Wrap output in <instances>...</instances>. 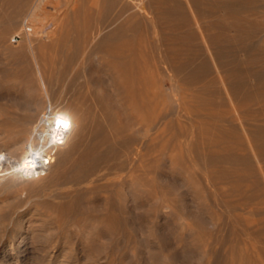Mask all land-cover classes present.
Wrapping results in <instances>:
<instances>
[{
	"label": "rangeland",
	"instance_id": "1",
	"mask_svg": "<svg viewBox=\"0 0 264 264\" xmlns=\"http://www.w3.org/2000/svg\"><path fill=\"white\" fill-rule=\"evenodd\" d=\"M17 2L0 0V156L9 155L13 142L5 137V113L27 97L36 98L32 118L48 104L60 114L79 105L83 114L79 129L71 128L54 150L44 179L26 182L0 170V264H264V140H225L213 132L220 122L208 117V19L196 24L186 12L194 34L183 45L166 40L159 0ZM24 22L32 27L29 34ZM138 23L153 44L146 48L153 58L143 120L123 78L104 58L106 48ZM16 34L20 39L13 41ZM175 46L199 55L188 64L186 56L168 58ZM175 66L185 70L175 72ZM82 150L96 158L99 188L76 200L72 220H61L41 204L55 201L51 189L65 183L63 176L55 180L63 155H74L73 162Z\"/></svg>",
	"mask_w": 264,
	"mask_h": 264
},
{
	"label": "bare ground",
	"instance_id": "2",
	"mask_svg": "<svg viewBox=\"0 0 264 264\" xmlns=\"http://www.w3.org/2000/svg\"><path fill=\"white\" fill-rule=\"evenodd\" d=\"M17 1L13 0L16 5H19L20 1ZM9 3H11V1ZM157 4L161 5L162 7L160 10H158L159 12L163 9L162 13L164 17L163 21L160 23L162 30L167 29V32H165L166 30H163L162 32H164L165 35H163L166 36L165 38L168 42H182V40L184 41L189 38L192 40V36L194 34L191 31L192 23L190 22L188 13L186 12H191L194 15V23L198 22L199 19H208V28H206V33L203 37L204 43L208 44V117L213 121L216 120L220 122V128H218L219 124L217 123L218 125H216L215 121V125L218 129L213 131L214 134L216 132L217 136L222 137V139L232 141L235 140L250 142L252 139L264 140V0H187L186 4L185 2L183 4L180 0H159V3L157 2ZM175 13L178 14L179 17H177V20H175L176 22H173V18L171 19L170 17L176 15ZM158 19L162 20L161 18ZM146 28V25L142 23H138L136 26H130V29L133 33L130 32L132 33L130 36H124L122 38L120 37L119 40L110 44L106 48L104 54V58L107 61L108 66L111 69L116 70V72L120 74L121 78H123L126 85V90L128 92V100L132 103H135L140 120H143L146 110L145 107L149 102L147 100L149 96L146 95L145 87L147 85V80L150 78L147 79L146 72L151 69L150 66L152 65H150V63L151 59L153 58H151L152 55L150 56L151 59H149L147 56V44L149 45V43L152 42H150L151 39L148 35L149 33L147 34L146 32L148 30ZM184 28L188 29L187 32H182ZM163 35H161V37ZM167 36H170V38H167ZM184 43L185 41L183 42V45ZM187 43L190 45L189 42ZM188 44L186 45L188 46ZM152 45L150 44L149 48H151ZM171 47L173 48V46ZM171 47L168 50H172ZM175 47L172 52L167 51V54L171 53L170 56L168 55V58L171 57L172 59L180 61V59L186 56L188 61L185 63L188 64V62L191 63L190 61L194 59L195 56L199 55L195 49L190 50V48L185 46L179 49L177 47L175 49ZM151 49L150 52H153ZM190 56H192V59H189ZM168 58L166 57L165 60ZM161 60H163L162 56ZM181 63L183 64V62ZM174 65H177V63ZM180 67L183 68V66ZM180 67L175 66L174 68H177L175 69V72L180 71L182 69H180ZM184 70L182 69V71ZM195 71L196 69L194 72ZM40 81L42 83L41 90L46 96V88L43 85L42 79ZM77 95V98L79 96L81 97V95ZM86 98H88V96H86ZM80 100L78 102H81ZM87 101L88 100L84 99L83 97L82 102L84 104L82 105L86 106L85 103ZM151 101L153 102V99ZM154 102L156 101L154 100ZM35 103L36 98H33L32 96L27 97L21 104L19 103L18 106H13L10 110H7L3 119V129L6 140L13 142H10V146L12 143V148L9 149V155L0 156V170L3 169L5 172L7 171L6 173L11 174L13 179L20 178L25 181H33L36 179H38L37 181H40L42 177L44 179L45 175H47L45 171L47 169V165L54 161V150L66 143L71 128H75L77 130L79 129L80 117L83 114L79 105L77 107L74 106L75 109H73L69 114H60L55 111V108H53L52 104H48L36 118H32V110ZM84 106L82 107L84 108ZM86 109L89 110V106L83 110ZM113 121L111 120L110 122L113 123ZM99 123L101 122L99 121ZM27 124H30L29 128L26 127ZM103 133L100 132L102 135ZM109 133H111L110 130ZM106 134H108V132ZM101 137L102 136H100V138ZM100 138H98L99 141L103 139ZM112 140L113 139H111V141ZM96 145H98V143H96ZM112 145H114L113 142ZM260 148L261 145H259V150H261ZM93 150L95 151L96 149ZM109 150L111 151L112 149H108V155L110 154ZM76 153L77 156L73 162H71V156L73 157L74 155L70 156L69 154H64L63 163L60 169H58V173H55V180H59L62 176L65 178V183L62 182L61 185L51 189V194L55 196L54 198L56 200L46 201L41 204L44 211H46L48 214H54L61 220L69 218L72 220V216L74 215L73 206L76 203V200H84L88 196L94 194L99 188V173L97 172L96 158L93 159L86 151L83 150L77 151ZM105 154L102 155H104V157L108 156H105ZM106 160L105 162L107 163ZM71 163V169L68 171V173L66 172L63 175L64 169ZM113 165L114 164H112V166ZM118 167L115 166L117 169ZM144 167L141 168L144 169ZM115 171L117 172V170ZM131 171L129 172L131 173ZM109 173L107 176L110 175ZM138 173L142 174L141 172ZM104 174L106 175V173ZM126 175L129 174H125L124 176ZM130 175L135 176V171H132ZM143 176H145V174ZM63 177L61 179H63ZM111 177H113L112 173ZM106 181L104 182L106 187L109 184H112L110 181H107L109 184ZM143 183L144 182H142V184ZM121 187L122 186L120 184L119 188ZM101 197L103 198L104 196ZM90 200L92 201V199ZM111 202L113 203V201ZM142 202L143 199L140 202L141 206L143 205ZM79 203H81V201ZM120 203L126 207L124 202ZM78 205L79 204H77V206ZM110 205L112 206V204ZM110 215L111 216L108 219L111 221L115 215ZM74 221H76L75 217ZM119 226L120 222L117 227Z\"/></svg>",
	"mask_w": 264,
	"mask_h": 264
},
{
	"label": "built area",
	"instance_id": "3",
	"mask_svg": "<svg viewBox=\"0 0 264 264\" xmlns=\"http://www.w3.org/2000/svg\"><path fill=\"white\" fill-rule=\"evenodd\" d=\"M32 31V27L30 25H28L27 23L24 22L23 25V33L25 34H29ZM18 39H20V35L16 34L12 40L13 41H17Z\"/></svg>",
	"mask_w": 264,
	"mask_h": 264
}]
</instances>
